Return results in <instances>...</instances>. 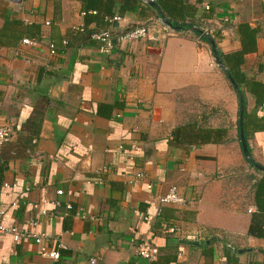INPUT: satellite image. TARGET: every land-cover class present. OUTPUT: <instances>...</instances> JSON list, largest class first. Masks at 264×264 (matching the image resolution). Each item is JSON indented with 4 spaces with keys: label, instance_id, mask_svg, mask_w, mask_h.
<instances>
[{
    "label": "crops",
    "instance_id": "obj_1",
    "mask_svg": "<svg viewBox=\"0 0 264 264\" xmlns=\"http://www.w3.org/2000/svg\"><path fill=\"white\" fill-rule=\"evenodd\" d=\"M189 2L196 17L230 19V32L211 42L185 31L160 42L154 33L118 42L110 56L74 28L120 35L156 13L139 3L120 14L118 0L114 15L125 23L111 26L87 24L77 0H25L18 15L0 3V127L13 131L0 152V210L5 225L46 233L53 249L59 241L67 247L53 261L33 240L16 246L12 235L0 234V264H89L96 256L99 264H143L136 254L143 240L160 249L153 264H264V239L249 235L256 181L246 178L241 142L246 124L252 158L264 166V104L244 89V117L217 56L240 51L238 26L249 24L257 46L241 71L264 86V0ZM30 26L40 27L41 46L24 49L27 61L15 53L35 36ZM192 128L210 131V139L175 141L178 130ZM172 186L194 201L162 207L157 216L154 198ZM164 222L182 231L163 234ZM189 234L199 246L182 243Z\"/></svg>",
    "mask_w": 264,
    "mask_h": 264
},
{
    "label": "built area",
    "instance_id": "obj_2",
    "mask_svg": "<svg viewBox=\"0 0 264 264\" xmlns=\"http://www.w3.org/2000/svg\"><path fill=\"white\" fill-rule=\"evenodd\" d=\"M4 1L12 10L14 15H18L24 8L25 0H0V3ZM157 0H142V6H148V4H153ZM204 10H210L208 5H203ZM96 13V12H94ZM106 22H108L111 26H121L125 23V18L122 15H113V16H106ZM230 19H222L217 20L214 17H205V16H198L195 20L191 18H187L185 23L190 24L194 22L193 27L199 29L201 32L196 33L194 31H188L190 34H195L198 36V40H205V38H212L216 36L217 33L221 32H230L229 27L226 28V25L230 23ZM49 25V23H46ZM75 31H84V27H77L74 28ZM154 33H157L158 37L157 40L166 41L171 36L177 35L178 31L173 29L163 18L155 17L150 20L149 24H132L128 29H126L122 34L115 35L113 30L106 29L95 32L91 38L92 40L99 43L100 51L105 56H110L116 49V45L118 42L121 41H129V42H136L140 40H148ZM68 42L65 41L64 45H67ZM41 40L38 38H24L21 40L19 46L16 49V57H22L24 60L31 61L26 53H24V49L27 47H40ZM49 53L51 56L58 55V47L50 42L47 44ZM1 49V48H0ZM13 136V131L9 127H0V152L4 147L5 143H7ZM145 175L143 173H139L136 175L137 179L144 178ZM103 184L102 182H99ZM64 192L62 190H58L57 194L62 195ZM194 200H189L185 196H183L179 188L177 186H172L167 193L158 195L154 198V203L158 206L157 216L161 215V208L166 206H173L179 209H184L185 207L189 206L193 203ZM55 205H61V203L56 200L53 202ZM68 209H72V206L68 205ZM257 210L252 207L249 208V213H254ZM43 215L47 217H55L54 213L43 211ZM5 211L0 210V234H10L13 237L14 244L21 245L27 240H33L40 248V255L44 258L58 261L61 259V250L66 249V245L59 241L58 249H53L52 245L54 244L55 240L50 238L46 233H34L23 230L18 227H11L7 226L4 223ZM152 216L149 214L145 217V220L150 221ZM36 224V223H34ZM161 230L163 234H175L179 233L182 230L174 225H170L166 222L161 224ZM188 241H197L198 237L195 235H187L185 237ZM160 253L159 247L154 243L153 240H143L137 244L136 247V254L137 256L144 260L143 264H153ZM102 261V257H91L89 259V264H99ZM217 264H221L219 261Z\"/></svg>",
    "mask_w": 264,
    "mask_h": 264
},
{
    "label": "trees",
    "instance_id": "obj_3",
    "mask_svg": "<svg viewBox=\"0 0 264 264\" xmlns=\"http://www.w3.org/2000/svg\"><path fill=\"white\" fill-rule=\"evenodd\" d=\"M77 1H80L83 5L87 24L92 22L101 24V21L106 23L105 17L113 16L115 14L114 7L118 2V0ZM202 1L203 0H197L198 3H201ZM121 3L122 6L120 14H123L124 12L134 10L137 6H139V3H142V0H121ZM148 7L156 13L158 17L163 18L178 32L194 31L197 34L201 32L199 29L193 27L194 22H191L190 24L185 23L187 18L195 20L197 16V8L190 4L189 0H157L153 4H148ZM238 28L242 43L241 50L230 54H223L217 50V56L218 60L222 61L225 65L227 69V76L233 80V85L237 88L240 107L245 108L244 117H246L244 89H248L253 92L257 98V104L262 105L264 104V86L256 81H248L241 71V66L244 64L246 56L256 50L258 32L247 23L240 24ZM28 29L36 30L35 36H30L31 39L40 37L41 32L39 26H30ZM80 33L88 34L91 38L95 32L86 31V28L84 27V31ZM205 40L211 42L213 39L207 37ZM243 129L245 132V138L248 141L246 124ZM206 133L198 131L196 128H192L190 130H178L175 136V141L181 144L204 143V141H208L210 139V131H206ZM244 155L249 165L262 174V177L257 179L255 184V202L257 211L252 215L249 235L255 238L264 239V166L252 158L249 146L248 152Z\"/></svg>",
    "mask_w": 264,
    "mask_h": 264
},
{
    "label": "water",
    "instance_id": "obj_4",
    "mask_svg": "<svg viewBox=\"0 0 264 264\" xmlns=\"http://www.w3.org/2000/svg\"><path fill=\"white\" fill-rule=\"evenodd\" d=\"M214 48H215V44L212 42ZM218 64L219 66L225 70V67L223 65V62H221L220 60L218 61ZM243 123V110H242V113H241V124ZM241 142H242V147H243V150L245 153L248 152V143H247V140L245 138V134H244V131L243 129L241 130ZM182 243L184 244H188V245H194V246H199V242H196V241H187V240H183Z\"/></svg>",
    "mask_w": 264,
    "mask_h": 264
},
{
    "label": "rangeland",
    "instance_id": "obj_5",
    "mask_svg": "<svg viewBox=\"0 0 264 264\" xmlns=\"http://www.w3.org/2000/svg\"><path fill=\"white\" fill-rule=\"evenodd\" d=\"M245 174L247 179L250 178L251 180L254 179V181H256V179L259 178L258 172L248 164L246 165Z\"/></svg>",
    "mask_w": 264,
    "mask_h": 264
}]
</instances>
